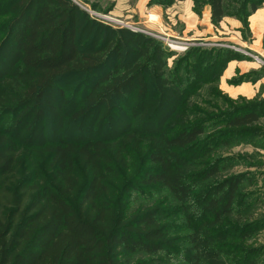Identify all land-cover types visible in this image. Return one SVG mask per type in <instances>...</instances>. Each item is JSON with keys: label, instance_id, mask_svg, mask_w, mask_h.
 <instances>
[{"label": "trees", "instance_id": "1", "mask_svg": "<svg viewBox=\"0 0 264 264\" xmlns=\"http://www.w3.org/2000/svg\"><path fill=\"white\" fill-rule=\"evenodd\" d=\"M200 2L245 39L264 5ZM103 27L73 0H0V264H264V97L219 88L248 57L192 46L168 68L161 41Z\"/></svg>", "mask_w": 264, "mask_h": 264}, {"label": "rangeland", "instance_id": "2", "mask_svg": "<svg viewBox=\"0 0 264 264\" xmlns=\"http://www.w3.org/2000/svg\"><path fill=\"white\" fill-rule=\"evenodd\" d=\"M73 1L76 4H78L83 10H85L89 14L91 19L95 20L97 23L106 26L105 28L103 27L100 30L98 28L96 29L95 33L98 39L104 38L106 35H110L112 37L122 36L124 37L123 39L127 41L129 40L128 39L129 36L128 38L126 37L128 33L126 34L122 33L123 29H127L131 33H141L145 36L152 37L158 41H161L168 48H169L167 44L168 40L170 42H175L177 44H181V43L187 44L186 46H189L188 49L182 52L172 51L169 49L170 51L173 52V55L168 58L167 61L168 68L173 67L175 59L180 57V55L186 53L192 46H195L196 44H200V43H214L216 45L223 44L225 45L226 48H229L231 50L243 54H248L249 56L253 55L251 57L253 58L254 62L260 64L261 68H264V54H260V52L258 53L256 48L252 49V46L250 45L249 42H245V44L242 45L241 42L236 39H232L226 42L224 40L220 41L219 39H213V40L205 39V36L198 39H193L191 37L189 38L188 35L184 36L183 34L184 27L189 19L186 17V20L184 19L182 21L180 16H183L184 9H186V7H187V11H189V5L188 6L186 5L185 7L184 6L182 7V5L189 4L190 2L193 11H196V13L199 14V16L201 17V15H203L202 13L204 9L208 5L205 2H202L201 4L200 0H198V3L195 2V0H182L183 3L181 5H180V1H177L175 2L176 6L175 7L173 6V8L170 9H168V7H164L162 5L153 3L152 0H73ZM198 4H200L201 6ZM196 6L198 7L197 9ZM261 7H264V5H262ZM261 13L262 11L259 14ZM258 15L256 16L257 18ZM174 16L176 17V19L174 18ZM239 21L241 22L240 19ZM242 28L244 29L243 24H242ZM249 28L250 27H248V30ZM112 31H116V32L111 33ZM247 35H252V34L247 33ZM242 36H244V33L242 34ZM233 46L235 48H232ZM209 47H219V46H209ZM248 47H250L251 49H248ZM129 54H130V50H129ZM208 88L209 87L205 88L204 97L203 98L201 97L202 99H205V101L209 99L208 98L209 95H207L209 91ZM219 88L223 93L229 95L220 87V81H219ZM238 97H232V98L236 99ZM254 151H255L254 148L250 146H242V145H239L232 149V153L235 154L243 152V154L247 155V153L249 152L248 154L252 155L254 154L252 153ZM262 153L264 154V151H262ZM243 162L245 161H243L242 159L241 163H235L237 165L234 164L235 166L233 170L230 172H240L246 170V168L243 165H238V164H243ZM262 208H263L262 212H264V207ZM246 209L247 210L245 211L247 212L245 213L253 215L254 212L250 208H246ZM258 241L259 243H264V232L258 238Z\"/></svg>", "mask_w": 264, "mask_h": 264}, {"label": "crops", "instance_id": "3", "mask_svg": "<svg viewBox=\"0 0 264 264\" xmlns=\"http://www.w3.org/2000/svg\"><path fill=\"white\" fill-rule=\"evenodd\" d=\"M182 3L183 2L180 1V5ZM186 5H189V11H187L186 7V9H184L183 16H180L182 21L184 19L186 20V17L189 19L184 27V36L188 35L189 38L191 37L193 39H198L205 36V39H219L220 41L224 40L226 42L236 39L239 40L242 45H244L245 42H249L252 46V49L256 48L258 53L260 52V54H264V7L259 8L250 15L248 21L250 27L249 29H251L250 33L252 35H248L250 37L245 39L244 36H242V24L238 19L227 16L224 17V19L220 21L219 24H214L212 22L211 8L209 6L204 9L202 13L203 15L200 17L196 11H193L190 2L189 4H183L182 7H185ZM173 6L175 7L176 4L174 3V5L168 7V9L173 8ZM261 11L262 13L259 14ZM257 15L258 18L256 17ZM174 18L176 19L175 16ZM248 49L251 48L248 47ZM244 55H246L248 58L242 60H232L229 62L220 78V87L232 97L246 96L252 98L257 94H261L264 97V76L257 81H243L238 85L230 83L232 78H235L239 75L247 74L250 71L261 70V65L255 63L251 57L253 55Z\"/></svg>", "mask_w": 264, "mask_h": 264}, {"label": "built area", "instance_id": "4", "mask_svg": "<svg viewBox=\"0 0 264 264\" xmlns=\"http://www.w3.org/2000/svg\"><path fill=\"white\" fill-rule=\"evenodd\" d=\"M167 41V40H166ZM212 42V41H211ZM168 46H169V49L172 50V51H179V52H182V51H185L188 49L189 46H186L187 44H177L175 42H170L168 40ZM195 46H206V47H209V46H219V47H225V45L223 44H214V43H200V44H196ZM232 48H235L234 46Z\"/></svg>", "mask_w": 264, "mask_h": 264}]
</instances>
